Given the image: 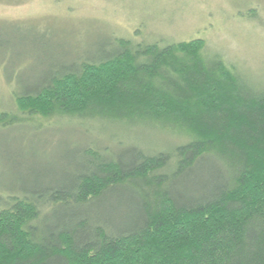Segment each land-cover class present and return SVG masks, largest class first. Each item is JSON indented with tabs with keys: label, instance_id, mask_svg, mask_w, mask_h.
<instances>
[{
	"label": "trees",
	"instance_id": "obj_1",
	"mask_svg": "<svg viewBox=\"0 0 264 264\" xmlns=\"http://www.w3.org/2000/svg\"><path fill=\"white\" fill-rule=\"evenodd\" d=\"M202 43L113 35L95 53L50 61L37 77L14 80L15 109L0 107V131L14 133L0 139L8 173L0 175V264H264V163L255 153H264V90L233 65L237 117L231 121L226 106L212 110L206 102L191 116L193 129L213 133L217 146L209 137H184L183 126L156 128L120 108L133 94L146 101L145 80L159 78L180 102L211 90L225 65ZM174 53L185 58L180 68ZM120 65L126 71L114 69ZM89 95L92 104L83 105ZM32 101L48 112L53 102L89 110L68 121L103 141L82 138L47 162L26 155L17 134L39 130L18 114L35 112L21 107ZM146 130L182 140L132 139Z\"/></svg>",
	"mask_w": 264,
	"mask_h": 264
},
{
	"label": "rangeland",
	"instance_id": "obj_2",
	"mask_svg": "<svg viewBox=\"0 0 264 264\" xmlns=\"http://www.w3.org/2000/svg\"><path fill=\"white\" fill-rule=\"evenodd\" d=\"M113 35L165 44L197 38L221 56L225 66L213 78L217 83L206 93L196 92L194 99L184 102L171 99L160 88L159 78L145 80L142 91H146L147 102L134 94L124 99V105L120 106L124 112L137 120L147 118L156 128L170 122L175 130L183 126L184 137H209L217 146L219 138L213 133L202 135L193 129L197 125L192 124L191 116L204 109L202 105L206 102L212 110L226 106L231 121L237 117L235 108L241 100L234 90L233 65L253 87L264 90V0H0V107L15 109L11 93L14 80L37 77L50 61L66 62L77 54L95 53ZM184 59L180 53H174L175 67L180 68ZM114 69L126 71V66ZM92 96H85L82 104L91 103ZM99 98L103 104L105 101ZM30 106L35 112L19 113V118L28 125L36 124L39 131L28 134V130H20L16 137L25 138V154L37 156L40 162L49 161L58 152L66 153L82 138L103 141L86 133V127L68 121L72 118L70 114L91 113L85 108L63 110V105L53 102L48 112L46 105L33 101L21 105L25 109ZM142 115L145 117L140 118ZM145 133L132 132V139L160 141L161 145L182 140L176 134L159 135L147 130ZM3 134L14 135L2 130L0 139ZM255 153L264 163V153ZM1 174L3 177L8 174L7 166H0ZM154 247L161 249L159 245Z\"/></svg>",
	"mask_w": 264,
	"mask_h": 264
}]
</instances>
